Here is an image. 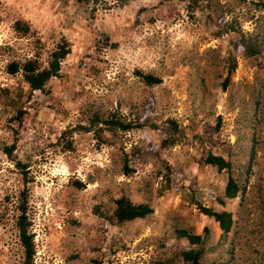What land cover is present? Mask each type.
I'll return each instance as SVG.
<instances>
[{
	"label": "rangeland",
	"instance_id": "obj_1",
	"mask_svg": "<svg viewBox=\"0 0 264 264\" xmlns=\"http://www.w3.org/2000/svg\"><path fill=\"white\" fill-rule=\"evenodd\" d=\"M257 1L0 0V89L22 109L18 123L11 121L17 111L0 105V264L22 261L13 228L22 187L32 264H164L186 242L177 230L204 229L201 264H264V10ZM222 16L261 40L258 55L232 51L235 32L214 35ZM18 20L25 34L15 30ZM58 44L69 48L58 75L18 98L27 85L5 65L34 58L45 66ZM229 52L235 67L227 75ZM138 71L160 82L148 86ZM145 104L155 122L175 120L180 141L162 147L146 127L99 138L88 128L94 115L118 111L129 120ZM9 143L24 168L2 152ZM207 151L228 158L244 185L222 205L210 195H222L230 171L200 163ZM165 166L183 176L182 194L159 191ZM122 194L151 213L109 224ZM197 203L230 212L223 237Z\"/></svg>",
	"mask_w": 264,
	"mask_h": 264
},
{
	"label": "trees",
	"instance_id": "obj_2",
	"mask_svg": "<svg viewBox=\"0 0 264 264\" xmlns=\"http://www.w3.org/2000/svg\"><path fill=\"white\" fill-rule=\"evenodd\" d=\"M243 1V0H242ZM255 7L264 10V0H258ZM14 28L19 34H25L28 26L21 21H15ZM235 32L237 37L231 41L232 51H237L245 57H255L261 51L262 42L256 35H250L240 30L239 27L235 29L233 20L224 21V17L220 18V23L217 25V29L214 32L216 37L222 33ZM234 34V33H231ZM69 48L58 44L56 48L52 49L48 54L47 63L45 66H41L34 58L24 59L23 61L11 60L5 65V72L9 75L19 73L22 80L26 83V90L18 92V98L25 95L28 97L34 90H42L44 85L51 77L57 76L60 66V61L66 56ZM232 52L227 55L228 73L234 69L235 62ZM139 80L148 85L153 86L160 82V78L151 73L137 72ZM0 91V105L3 106V111L6 110L8 114L11 108L17 111L15 117H11V121L20 123L22 109L17 107L16 100H12L9 97V92L6 88H1ZM100 123V126H96ZM94 125V126H93ZM94 127L95 135L99 138L103 131L114 135L117 132H126L131 129L148 128L154 132L157 131L160 141V146L170 147L180 141L183 136V131L178 127L175 120L168 119L166 122H155L150 108L144 105V108L133 119L127 120L120 115L118 111H111L106 116L99 117L94 115L91 120V125L88 128ZM206 137L210 138L211 133L206 132ZM198 140L203 138L202 135L196 136ZM13 143L3 144L1 147L2 152L10 159L15 167L22 169L25 164H22L20 160L16 159L13 154ZM126 156V154H125ZM200 163L208 164L216 168L217 171L226 169L230 173L227 175V179L223 188L221 196L210 195L212 200L218 204H223L224 199L234 198L240 191H243L244 185L240 184L238 177L231 172L230 161L228 158L213 154L211 151H207L201 158ZM23 171V170H21ZM132 172V169L128 168L126 164H123V173L128 175ZM25 173L22 172V179H25ZM160 177L159 191L173 190L180 192L181 194L185 190L184 185L181 183L183 176L180 173H176L170 166H165L163 172H157ZM24 184V182H23ZM193 189H189L186 195L189 199L194 198ZM209 192L206 193L208 195ZM26 189L24 187L19 188L18 198L15 205V215L13 218V228L16 231L17 241L22 251V261L20 264H32V257L34 254V247L32 242V235L29 233V220L26 214L27 211V196ZM114 206L110 214L106 217L109 224L120 225L134 219L144 218L152 211L151 207L147 203H134L126 195H120L113 200ZM197 207L204 215L211 217L218 225L221 237H223L231 227V214L226 210H214L211 207H205L197 203ZM176 237L181 240H185V244H179L175 248L173 255L164 261V264H176L175 261H179L181 264H201V258L208 251L206 248L207 232L204 229L202 234H190L183 230L178 231Z\"/></svg>",
	"mask_w": 264,
	"mask_h": 264
}]
</instances>
